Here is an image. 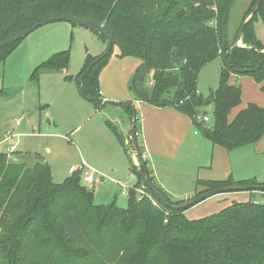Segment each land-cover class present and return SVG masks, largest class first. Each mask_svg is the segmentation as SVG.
Masks as SVG:
<instances>
[{"label": "trees", "instance_id": "obj_1", "mask_svg": "<svg viewBox=\"0 0 264 264\" xmlns=\"http://www.w3.org/2000/svg\"><path fill=\"white\" fill-rule=\"evenodd\" d=\"M228 2L231 0H0V42L44 19L83 20L109 35L120 57L140 60L131 78L132 99L119 104L131 124L134 120L128 137L136 140L132 103L142 102L177 110L191 120L203 139L232 152L264 135L262 106L247 103L229 119L241 103V88L229 84L231 75L252 78L264 95V46L253 31L257 14L264 22V0L243 29L240 40L244 47L236 46L240 28L233 38L227 33L229 9L224 13L221 4ZM253 2L255 5L257 0ZM214 19L215 28L209 25ZM17 43L0 49V61ZM112 47L100 56L86 55L75 78L83 97L96 109L104 104L99 101L98 76ZM217 55L221 56L218 86L204 97L196 90L197 75ZM69 57L65 50L36 66L32 83L36 85L41 74L64 71ZM206 104L213 107L212 124L201 121ZM105 127L129 159V171L137 180L134 189L142 188L147 196L137 201L132 188L125 209L115 201L98 205L94 194L81 185L79 173L56 183L48 163L28 167L22 161H8L0 152V264H264V204L233 202L217 214L189 220L184 211L165 207L144 187L139 169L166 203L182 204L172 201L153 180L140 159L142 148L138 145L140 163L134 166L120 131L109 121ZM196 185L203 190L194 197L224 187L237 188L236 192L249 188L247 192L259 191L264 196V183L255 179L229 176L197 180Z\"/></svg>", "mask_w": 264, "mask_h": 264}, {"label": "rangeland", "instance_id": "obj_2", "mask_svg": "<svg viewBox=\"0 0 264 264\" xmlns=\"http://www.w3.org/2000/svg\"><path fill=\"white\" fill-rule=\"evenodd\" d=\"M253 5V0H231L221 4L224 13L229 9L227 33L231 38L242 21L250 16ZM212 8L216 12L214 3ZM216 24L215 19L209 23L214 28ZM253 31L264 46V22L260 14L253 23ZM237 45L245 46L241 40ZM106 49L107 43L97 33L68 22L48 23L19 40L6 59L0 61V141H4L0 152L6 153L8 161H22L28 167L40 161L48 163L56 183L70 176L67 173L70 165L84 160L89 166L84 169L85 172L94 173L96 180L98 175L106 177V181L100 183L103 186L95 203L107 205L115 201L117 207L125 209L128 192L123 194L125 189L120 184L126 181L124 177H130V171L129 175L123 174L130 162L114 135L105 127V121L111 122L120 131L129 157L137 156L128 137L130 120L119 104L132 99L131 78L140 60L134 56L120 57L117 45H113L98 76L99 101H107L100 102L104 104L99 109L81 96L75 80L86 55L100 56ZM65 50L70 55L68 67L64 71L41 74L34 85L30 78L34 68ZM220 68L221 56L217 55L199 71L196 87L199 94L207 97L217 89ZM233 78L229 77L241 88V103L231 111L232 118L237 108L239 111L249 102L260 106L264 102L260 85L252 78L238 75ZM202 110L209 118L206 123L212 124V105L206 104ZM23 119L26 120L24 128L21 127ZM16 121L19 125L15 124ZM10 146H15L16 151L8 154ZM231 161L234 180L255 179L264 183V135L260 142L237 149ZM139 163L138 160L136 166ZM188 166L186 159L178 160L174 165L181 179L185 178L183 175ZM112 167L116 169L113 174L109 172ZM81 185L95 195L96 187H100L99 184L88 187L82 182ZM173 187V191L181 196L171 198L172 201L183 204L196 195L192 193L188 200L179 198L194 189L185 181ZM133 191L137 201L147 196L143 189L140 193L139 188ZM246 201L264 204V196L259 191L218 194L188 208L183 214L189 220L202 219L217 214L233 202Z\"/></svg>", "mask_w": 264, "mask_h": 264}, {"label": "crops", "instance_id": "obj_3", "mask_svg": "<svg viewBox=\"0 0 264 264\" xmlns=\"http://www.w3.org/2000/svg\"><path fill=\"white\" fill-rule=\"evenodd\" d=\"M231 77L235 79L233 78L235 75H231L230 78ZM229 82L230 84H234V80L229 79ZM132 104L137 114L136 116L138 117L136 124V141L142 148L143 159L146 162L153 180L171 198L175 199L181 196L173 191L172 188H174V184H180L185 181L188 186L194 188L191 189L192 191H186L185 197H179L188 200V198L192 196V193L195 194L203 190L201 186L196 185L197 180H223L222 178L225 179L232 176L231 157L237 150L226 152L221 147L213 146L209 141L203 139L196 133L195 129L193 130L192 122L187 116L171 107L157 108L142 102H133ZM261 106L264 107V102H262ZM237 112L238 108L235 113ZM231 118L232 117L229 116V119ZM23 121L26 123L25 119H23ZM261 139L257 142H260ZM2 142L4 141H0V146L3 144ZM14 151H16V147L10 146L7 153L10 154ZM181 159H186L189 163L183 175L185 180L181 179L174 170V165ZM138 160L137 156H133L131 159L135 166ZM82 165L85 166V168H89L84 160H80L77 164L69 166L67 170L68 175H71V168ZM115 170L116 169L112 167L109 172L113 174ZM127 170L126 172L124 170L123 174L126 173L129 175V168ZM90 173L94 179L92 187L94 184L98 186V184H103L106 181V177L103 175H98L99 178L96 180V175L92 172ZM124 178L126 181L120 184V187L127 186L132 188L137 183V180L132 179L131 173L130 177L126 176ZM102 186L103 185L96 187L97 190L95 193L97 194H94L95 199L97 197L100 198L99 193Z\"/></svg>", "mask_w": 264, "mask_h": 264}, {"label": "water", "instance_id": "obj_4", "mask_svg": "<svg viewBox=\"0 0 264 264\" xmlns=\"http://www.w3.org/2000/svg\"><path fill=\"white\" fill-rule=\"evenodd\" d=\"M261 0H257V2L255 3L254 5V8L250 14V16L242 23L240 29H239V32L237 34V37H236V46L237 47H241V46H238L237 45V42L240 40L241 38V35H242V32H243V29L245 27V25L253 18V16L255 15L256 13V10L259 6V3H260ZM52 22H68V23H71L73 25H79V26H82V27H85L87 28L88 30L90 31H93L95 33H97L99 36H101L102 38H104L106 40V43H107V51L106 53H108V51L111 49L112 47V38L107 35L105 32L101 31V30H98L96 27L92 26V25H89L88 23H86L85 21L83 20H80V19H77V18H69V17H57V18H49V19H44L28 28H26L25 30L21 31L20 33L14 35V36H11L9 37L8 39L6 40H3L0 42V48L4 47V46H7L13 42H16V41H19L21 39H23L25 36H27L29 33H31L32 31H34L35 29H37L38 27H41L43 25H46L48 23H52ZM79 92L81 94V96L83 97L82 95V90L79 89ZM84 98V97H83ZM89 101V100H88ZM100 102H104V103H107V101H104L103 99L100 100ZM201 112L198 111V115L200 114ZM134 123V120L132 121V124ZM131 124V126H132ZM23 125H24V121L22 122V128H23ZM131 126H130V129H131ZM130 141H131V144L134 148V151L136 153V155L139 154V149H138V146H137V143H136V140L133 136H130ZM140 156V159L142 161H144L143 159V156L142 155H139ZM138 173H139V177H140V180L142 181L144 187L149 190V192L152 194V196L158 201L160 202L162 205H164L165 207L171 209V210H182V211H186L188 208L202 202L203 200H206L210 197H213L215 195H218V194H223V193H229V192H236L238 189L237 188H233V187H224V188H217V189H213V190H210V191H207L197 197H194L192 198L191 200L189 201H186L184 202L183 204L181 205H171L169 203H166L164 201V199L161 197V195L154 189V187L152 186L151 182L149 181V179L145 176V174H143L141 172V170L139 169L138 170ZM249 188H241L240 190L241 191H247Z\"/></svg>", "mask_w": 264, "mask_h": 264}, {"label": "built area", "instance_id": "obj_5", "mask_svg": "<svg viewBox=\"0 0 264 264\" xmlns=\"http://www.w3.org/2000/svg\"><path fill=\"white\" fill-rule=\"evenodd\" d=\"M201 121H203L204 123H206V122H209V118L208 117H206V115L204 116V117H202L201 118ZM16 125H19V122L17 121L16 123H15ZM84 168H85V166H79V167H73V168H71L70 169V173L72 174V173H80V179H81V182L82 183H84L85 185H87L88 187H90V186H92L93 185V183H94V179H93V177H92V174L89 172H85L84 171ZM131 177H132V179L133 180H136V177H135V175H131ZM122 188H124L125 189V191L123 192V194H127V192L130 190V189H132V188H130V187H127V186H122ZM134 189V188H133ZM134 190H136V188L134 189ZM142 191V188H139V193ZM143 193V192H142ZM148 198L151 200V202L154 204V205H157L156 204V202H155V200L154 199H152V197L151 196H148ZM164 222H166V220L164 221Z\"/></svg>", "mask_w": 264, "mask_h": 264}]
</instances>
